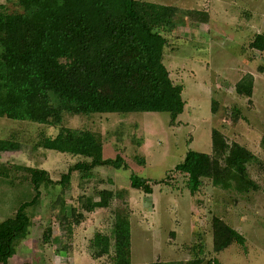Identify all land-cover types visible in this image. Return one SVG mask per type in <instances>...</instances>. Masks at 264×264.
<instances>
[{
    "label": "rangeland",
    "instance_id": "obj_1",
    "mask_svg": "<svg viewBox=\"0 0 264 264\" xmlns=\"http://www.w3.org/2000/svg\"><path fill=\"white\" fill-rule=\"evenodd\" d=\"M149 1L179 7L171 31L162 32L167 39L163 63L171 80L182 85L183 112L174 124L166 112L65 115L64 126L100 132L103 157L114 158L119 151L128 169L97 166L90 180H80L75 172L64 193L59 184L42 186L39 203L29 209L30 232L17 243L8 264H99L89 254V240L96 229L109 232L112 210L117 207L130 212L133 264L186 261L196 257L199 249L204 262L216 258V264H264V52L248 46L254 34L264 33V0ZM0 3L9 11L20 10L16 0ZM192 8L208 10L209 20L190 19L185 12ZM246 72L254 79L251 101L234 90L235 82ZM100 91L111 93L109 86ZM214 101L217 110L213 113ZM212 128L257 155L258 161L248 164L257 189L237 193L215 187L207 178L195 193L187 189L186 176L173 168L188 149L211 152ZM57 131V125L1 117L0 137L16 134L21 147L1 152L0 161L43 167L58 180L76 158L33 147L40 133ZM131 173L148 178L152 193L131 187ZM9 175L10 179L0 178V221L34 193L25 171L11 169ZM102 187L117 191L111 206L87 213L74 227L72 237L65 238L58 211L76 203V190L90 195ZM215 217L240 232L244 243L233 242L214 251ZM47 228L51 232L43 239Z\"/></svg>",
    "mask_w": 264,
    "mask_h": 264
},
{
    "label": "trees",
    "instance_id": "obj_2",
    "mask_svg": "<svg viewBox=\"0 0 264 264\" xmlns=\"http://www.w3.org/2000/svg\"><path fill=\"white\" fill-rule=\"evenodd\" d=\"M16 4L19 11H9L0 3V118L57 125V133H40L33 147L67 153L76 160L58 180L43 167L0 161V178L10 179L11 169L25 171L34 192L0 221V264H8L17 243L29 234V209L39 203L42 186L59 184L64 193L75 172L80 180H90L97 166L128 169L119 151L114 158L103 157L100 132L64 126L65 115L166 112L174 124L184 109L182 85L171 80L163 63L167 39L162 32L171 31L178 6L149 0H16ZM185 13L195 22H206L210 17L204 8ZM248 46L264 52V33L254 34ZM253 82V75L246 72L235 82L234 90L251 101ZM103 86H109L111 93L103 94ZM216 110L214 101L211 111ZM20 147L16 134L0 137V153ZM256 161L257 155L248 147L229 142L221 131L212 128L211 152L188 149L173 170L186 176L191 193L205 178L215 187L245 193L258 188L248 173V164ZM149 182L148 178L130 175V186L147 194L153 191ZM76 192V203L57 213L67 239L87 213L108 209L117 196V191L106 187L95 188L90 195ZM112 214L109 232L96 229L90 238L89 254L99 264H133L130 212L117 207ZM50 230L44 231L43 239ZM244 239L230 224L213 218L214 251L233 242L243 244ZM198 253H203L202 249L186 261L140 264L217 263L216 258L204 262Z\"/></svg>",
    "mask_w": 264,
    "mask_h": 264
}]
</instances>
